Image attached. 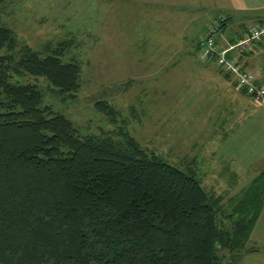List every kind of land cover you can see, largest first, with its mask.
<instances>
[{
    "label": "trees",
    "instance_id": "trees-1",
    "mask_svg": "<svg viewBox=\"0 0 264 264\" xmlns=\"http://www.w3.org/2000/svg\"><path fill=\"white\" fill-rule=\"evenodd\" d=\"M66 46L34 50L0 23V264H238L253 250L264 171L224 205L194 167L181 170L123 130L82 133L38 83L21 80L73 97L81 67L62 60ZM94 105L116 119L108 102Z\"/></svg>",
    "mask_w": 264,
    "mask_h": 264
},
{
    "label": "rangeland",
    "instance_id": "rangeland-1",
    "mask_svg": "<svg viewBox=\"0 0 264 264\" xmlns=\"http://www.w3.org/2000/svg\"><path fill=\"white\" fill-rule=\"evenodd\" d=\"M175 1L5 0L0 23L34 50L65 43L62 60L80 65L73 97L50 91L42 78H21L38 83L53 110L82 133L123 130L181 170L194 167L202 186L227 205L264 171L263 101L253 99L254 106L248 94L240 95L232 76L228 82L213 59L202 57L201 45L196 48L219 10ZM231 16L212 34L221 45L248 26L238 12ZM97 100L108 102L116 119L97 110ZM247 247L253 250L238 264H264L251 262V255L264 254V206Z\"/></svg>",
    "mask_w": 264,
    "mask_h": 264
},
{
    "label": "crops",
    "instance_id": "crops-1",
    "mask_svg": "<svg viewBox=\"0 0 264 264\" xmlns=\"http://www.w3.org/2000/svg\"><path fill=\"white\" fill-rule=\"evenodd\" d=\"M192 1L193 0H189L190 7H192L191 5L192 3H195L194 5L196 8L204 7V6L205 7L214 6L221 13V17L219 19L217 17L215 21L212 22L206 28V30H208L209 28H213L211 32L216 31V27L218 26L217 22H220L221 19L225 20L226 24L230 23L232 21L231 15H233L236 12H238V14L240 15L243 21H246L248 23V26L241 27V29L237 32V34L235 33L231 38L223 37L222 39L223 45H225L226 43H230L231 39H238L242 37L243 34L250 27L264 24V0H194L195 2ZM175 3L181 5L182 7L187 6L185 0H178L175 1ZM197 12L198 9H195L194 11L191 12V14ZM196 19L197 16L190 18V21L192 20L194 22ZM242 62L247 69H255L258 78L260 79L264 78V40L253 44L252 48L249 51H246L244 57L242 58ZM250 100L254 103V106L257 105L256 102L253 100V98L250 97L248 101L250 102ZM262 106H264V100ZM251 256H252L251 262H259L261 260H263L264 262V254L260 255L258 253L257 254L255 253L254 255Z\"/></svg>",
    "mask_w": 264,
    "mask_h": 264
},
{
    "label": "built area",
    "instance_id": "built-area-1",
    "mask_svg": "<svg viewBox=\"0 0 264 264\" xmlns=\"http://www.w3.org/2000/svg\"><path fill=\"white\" fill-rule=\"evenodd\" d=\"M212 29H209L207 37L201 44L202 57L213 58L221 70L232 76L238 90L244 89L256 102L263 101L264 82L256 83L255 74L249 71L242 62V53L249 51L253 44L264 39V24L250 27L242 37L225 45H221L209 35Z\"/></svg>",
    "mask_w": 264,
    "mask_h": 264
}]
</instances>
